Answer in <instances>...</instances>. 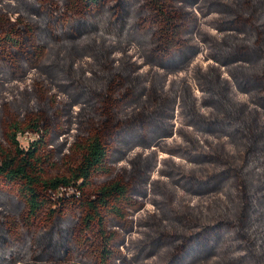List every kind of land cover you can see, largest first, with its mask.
Returning <instances> with one entry per match:
<instances>
[{"label":"trees","instance_id":"1","mask_svg":"<svg viewBox=\"0 0 264 264\" xmlns=\"http://www.w3.org/2000/svg\"><path fill=\"white\" fill-rule=\"evenodd\" d=\"M59 1L63 2L8 0L5 9L19 14L15 21L0 9V82L28 77L40 82L53 77L65 84L70 79L66 90L73 87L99 102L100 123L88 120L89 135L78 146L79 160L68 173L54 176L50 175L53 155L48 143L62 131L61 116L54 125L45 110L34 107L31 112L27 104L29 114L7 118L4 132L9 147L0 145V187L16 188L23 207L14 209L12 215L0 212L5 218L0 217V264L76 261L89 239L95 264H205L213 260L212 264H264V0H125L113 11L106 0H65L66 5H58ZM51 4L56 9L43 12ZM203 23L217 32L203 30ZM133 24L158 37L143 39L134 47L130 43L121 46L120 41L134 36ZM112 26L120 33L110 34ZM205 50L206 59L217 64L206 71L198 64L193 81L186 76L180 82L170 79L188 71L189 60ZM45 52L49 63L42 64L39 59ZM76 54L97 59L91 64L96 68L92 79L81 63L74 64ZM145 66L147 70L159 68L147 72ZM47 89L42 86L41 91L48 94ZM26 90L25 99L31 98ZM28 131L42 133V139L23 148L17 137ZM205 133L218 139L229 136L242 144L243 152L223 156L220 145L213 146ZM169 138L173 142L167 143ZM181 139L196 149L192 155L180 148L184 147L178 143ZM137 146L153 147V155L167 153L163 158L171 160L177 156L207 166L226 165L223 174L233 179V186L236 182L235 210L218 204L225 212L191 220L188 209L178 210L171 202L173 192L178 191L174 183L184 185L183 174L164 180L165 187H152L151 192L146 189V178L143 190L141 185L134 188L136 184L124 172L93 186L98 177L113 175L109 166L113 148H127L120 154L124 158ZM239 157L242 162L237 165ZM141 172L147 175V170ZM160 174H167L165 167ZM208 175L196 179L197 184L210 186L216 175ZM257 178L263 184L254 188ZM72 187L82 195L78 216L70 215L71 224H62L55 210L47 207L62 188ZM150 201L158 206L165 202L175 214L159 222L152 214L148 221L142 213L132 218L142 209L138 203ZM142 227L154 233L144 234V242L135 245L129 235ZM162 249L166 251L161 253Z\"/></svg>","mask_w":264,"mask_h":264},{"label":"rangeland","instance_id":"2","mask_svg":"<svg viewBox=\"0 0 264 264\" xmlns=\"http://www.w3.org/2000/svg\"><path fill=\"white\" fill-rule=\"evenodd\" d=\"M7 1L8 0H0V6H1L0 9L7 12L9 14L10 19L12 21H15L19 17V14H17V12H10L9 9H5L6 7L5 4H7ZM106 1L110 5L111 11H113L117 6L120 5L121 2L125 0H106ZM133 1L139 2L137 0H133ZM63 2L64 5H66V1L63 0ZM63 2L59 1L58 5H62ZM53 8L54 10L56 9L52 4L49 5V7L45 6L43 8V12L49 11L50 9L53 10ZM135 13H139V11L136 10ZM203 24H204L203 30L213 33L217 32V30L211 28L209 25L205 23ZM132 28L133 30H131V33L134 34V36H130L124 39L123 41H120L121 46H127L128 43H130L131 47H134L136 45H139L138 42L143 39H149L151 41L158 37L157 36L158 34L152 37L153 32L151 30L144 31L141 28L135 27V24L132 25ZM108 31L110 34L120 33L121 29L119 30L114 29V27L112 26V28L108 29ZM195 35L197 36V33H195ZM160 48H162V46ZM135 50H137L136 47L134 51ZM62 52L64 53V50ZM207 53L208 51L205 50L203 54L200 53L198 56L189 60L190 67L188 71H182L177 75L173 74L170 76V79L171 80L175 79L176 81L180 82L179 78L186 76L190 81H193L195 79L193 72L194 70H197L198 64H201L203 66L204 71L207 70L209 65L217 64V62H215L212 59L209 60L206 59ZM48 55H49L48 52H45L43 56L39 59V62L42 64L49 63ZM139 55H141V53L137 51L138 58ZM75 57L76 59L74 64H76V66H79V63H81L82 67H85L84 69H86V73L91 74L90 78L92 79V74H94L93 70L96 68L91 66V64L97 61L95 56L92 55L82 56L81 54H76ZM87 63H90L91 68ZM118 63H119L118 61H115V64ZM158 68L159 67L154 66V68L147 70L149 69V67L145 66L147 72L148 71L155 72V69ZM117 69H120V67H118ZM37 70L38 68H32V71L33 72L35 71L34 73H39V71ZM141 70H144V68H141ZM34 73H32L30 76L34 75ZM45 76L48 77L49 75L46 74ZM58 80L60 79L49 77L40 82L39 81L33 82V79H29L28 77L26 80L18 79L13 81L7 80L0 82V145H2L3 148L9 147L6 142L5 132H4L7 118L16 117L17 115L23 117L24 115H26V113H28L29 111V110L27 111L28 108L27 104L30 105V110L33 109L34 107L35 109L38 107V109L45 110L46 113L49 115L50 119L54 122L53 123L54 125H56L55 123L58 116H61L62 123L61 126H59V128L62 129V131L57 133L48 143V150H50L49 154L53 155V158L49 163V166L51 167L50 175H54V176L59 175L60 173H68L69 169L73 166V163L79 160L81 152L78 151V146L83 145L85 138L89 135V132L87 130L88 120L90 119L94 123H100L99 102H97L92 96L81 95L73 87L66 90L65 86L70 85V81H71L70 79H67L65 84H61L60 82H58ZM2 82H4L5 84L3 85ZM91 83L94 84L93 82ZM95 85L98 87L97 84ZM42 86L48 88L47 89L48 94L46 91L44 92L41 91ZM196 88H195L196 93L201 94V91ZM26 89H28L29 93L33 95L31 98L28 97V99H25V95L27 91ZM239 97L244 100L243 95L240 94ZM248 98L249 97H247V100ZM33 111L35 110H31V112ZM148 136L150 138L154 137L152 134H148ZM204 137L212 140L211 144L213 146H217V144H219L220 145L219 147L221 148L220 149L218 148V150L223 156L225 152L226 155H228L227 157L230 156L236 157L240 155V152H243L242 144L235 143L232 140V138H230L229 136L226 135L221 136L220 139H218L216 138V136L205 133ZM17 139L19 144L23 148H28L32 142H37L40 139H42V133L31 132V131L25 133L20 132L18 134ZM169 141L173 142V138L167 139V143H169ZM178 143L184 145L185 141L181 139L180 141H178ZM171 145H176V143H172ZM224 146H226V151ZM152 148L153 147L149 148V147L137 146L136 148L130 151L127 157L124 158L120 157V154L122 153L121 151L123 150L124 152H127L128 151L127 148H122V147L113 148L109 163L110 168H112L113 170V175L111 177H98L93 181L94 183L93 186L97 188L107 182H110L115 176L120 177L121 173L124 172L125 178L130 180L132 183L136 184L134 188L135 187L140 188L141 185V188L143 190L142 182L144 181L143 179L146 178V182H147L146 189H149L151 192L152 187L158 190H160L159 188L165 187V184L163 183L164 180L168 181L170 178H174L183 174L186 176V178L184 179L185 181L184 185L179 186L177 183H174V187H176L178 191L173 192L174 194L172 196L171 202L173 204V207L178 210L184 211V209H188L190 211L188 217L191 220H192V216L194 217L198 216V220H205V216L213 217L218 215L217 212H225V210L220 208L218 204H222V206H225V208H227L228 210L230 209L235 210L234 208H236V205L233 200L234 199L233 194L235 191L236 182H235V186H233L234 185L233 179L223 174L224 173L223 170H225L227 167L226 165L221 164L215 166L214 165L207 166L194 162L192 163L186 159H182L177 156H173V160H171L168 158H163L164 156H166L167 153L159 152L158 156L153 155L151 153ZM180 148H182L183 150H187L190 155H192V153L196 151V149L190 146L189 144L184 145V147L180 146ZM174 160L177 161L175 162ZM180 161L186 163L185 164L186 166L185 165L183 166ZM241 162L242 160L239 157L236 160V164L240 165ZM152 165L155 166L154 170L153 169L150 170ZM191 166L193 169H189ZM163 167H165V171L167 174L164 175L160 174V169ZM205 167H208L210 169L205 170L204 169ZM141 170H143L144 172H146L147 170L146 173L147 175L141 172ZM208 173L211 174L210 177L216 175L215 178L210 180L211 182L210 186L197 184L196 179L197 180L204 179L205 177L209 176ZM159 178H162V180ZM262 184L263 183L261 179L257 178V180L253 184V187L257 188L262 186ZM198 189L202 191H199ZM81 199H82L81 192L78 191L76 188L74 187L62 188L59 194L53 198L50 204H48L47 210L48 211L55 210V212L58 214V216L56 217V220L58 222L62 224H68V223L71 224L72 219L69 216L71 215L73 219H75L78 216L76 210L79 208V205L81 204L80 201ZM64 204L66 206L65 208L62 207ZM138 205L142 206V209L134 213L132 218H136L138 215L142 213L144 215V220L148 221L151 220L149 215L152 214V215H156L155 222H159L158 220L165 219L166 215H167L166 219H168L170 215L175 214L174 211H168L167 208L170 207L166 206L165 202H160V206H158V204H155L154 202L151 201L150 203L146 202L144 204L138 203ZM22 207H23V203L19 201L16 195V188L0 187L1 213L12 215L14 209L20 210ZM66 214H68V216H66ZM0 217L4 218V216H0ZM139 226L140 225L136 223V227ZM3 227L4 229H6L5 225ZM116 229L118 230L119 227H117ZM123 232L124 230L121 231V233ZM151 232L153 231L149 228L142 227V229L138 231L137 228H135V232L130 233L131 235L129 236H132V238H134L135 240L134 244L138 245L144 242L142 240L143 237H145L144 234L146 233L149 234ZM129 244L130 243L127 242L125 245H122L121 250L126 251L125 248ZM164 251L166 250L162 249L161 253H164ZM81 252L83 253L79 254V257H81L80 259L76 261L61 260L58 264H95L94 261L95 259L93 258L90 250V239L88 240V245L85 248V251H81ZM84 260H86V262L83 263ZM213 261H210L209 263H205V264H212ZM19 264H23V263L21 262Z\"/></svg>","mask_w":264,"mask_h":264}]
</instances>
